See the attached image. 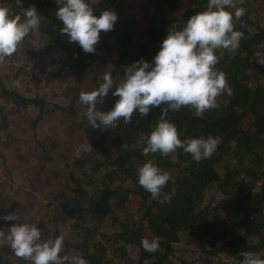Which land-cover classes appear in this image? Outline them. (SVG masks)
<instances>
[{
	"label": "trees",
	"instance_id": "trees-1",
	"mask_svg": "<svg viewBox=\"0 0 264 264\" xmlns=\"http://www.w3.org/2000/svg\"><path fill=\"white\" fill-rule=\"evenodd\" d=\"M0 3L13 13L33 6L41 16L39 30L0 60V164L7 172V158L40 156L24 168V184L42 197L24 206V190L16 188L12 197L0 196V217L28 214L42 238L63 235V252L83 255L88 264H230L242 250L264 255V0L238 3L246 10L240 18L245 26L236 25L244 32L239 48L235 54L216 52V68L226 74L232 94H221L218 107L200 115L189 107L167 115L182 140L221 137L211 157L199 162L180 149L167 156L141 155L137 140L159 118V106L143 117L134 112L129 123L118 121L113 129L91 128L78 95L98 86L105 72L118 82L134 61H151L167 27L202 10L206 0H143L139 10L147 24L141 33L132 0H92L97 14L106 8L117 15L113 28L99 33L92 53L60 33L57 0ZM19 49L23 62L17 68L11 58ZM59 67L66 69L61 102L25 90L35 79L47 84L38 70L58 72ZM116 99L110 89L98 107L107 111ZM76 138L83 140L79 149ZM147 159L170 175L162 188L172 193L166 204L137 183L136 168ZM12 223L0 218V233ZM152 236L160 240L150 253L140 241ZM0 264L31 262L16 257L0 237Z\"/></svg>",
	"mask_w": 264,
	"mask_h": 264
},
{
	"label": "clouds",
	"instance_id": "clouds-1",
	"mask_svg": "<svg viewBox=\"0 0 264 264\" xmlns=\"http://www.w3.org/2000/svg\"><path fill=\"white\" fill-rule=\"evenodd\" d=\"M19 3L20 0H17ZM55 16L61 22L60 33L67 34L69 43H77L87 53L95 51L101 31H110L117 15L111 9L98 14L92 0H57ZM241 0H206L202 10L192 12L181 22L167 27L159 48L151 61L140 58L130 64L117 82L110 72H105L102 82L91 90H81L78 95L83 107L82 116L91 128L113 129L118 121L129 123L132 114L146 116L150 107H160L159 118L147 134L137 140L142 156L159 152L161 156L177 149L190 154L199 162L211 157L220 143L219 135L194 136L180 139L169 112L189 107L197 115L218 107L217 97L231 95L226 74L216 68L220 57L217 50L235 54L244 32L237 28L245 26L240 18L245 8L238 6ZM41 16L33 6L13 13L0 3V60L12 56L18 44L30 33L39 30ZM253 31V29H249ZM222 55V53H221ZM115 85V87H113ZM117 97L111 108L102 111L98 107L108 95ZM137 183L151 198L161 204L171 199L172 193H162L170 180L167 171L159 168L152 159H147L136 168ZM13 221L7 233H0L3 242L13 254L29 260L31 264H88L80 254L63 252L64 236H49L44 239L36 223L17 221L15 213L0 217ZM160 237H143L140 246L147 252H156ZM230 264H264V255L242 250L230 260Z\"/></svg>",
	"mask_w": 264,
	"mask_h": 264
},
{
	"label": "rangeland",
	"instance_id": "rangeland-1",
	"mask_svg": "<svg viewBox=\"0 0 264 264\" xmlns=\"http://www.w3.org/2000/svg\"><path fill=\"white\" fill-rule=\"evenodd\" d=\"M132 2H134L135 9L138 10L140 9V5L143 4L142 3L143 0H132ZM132 14L137 23V31L141 33L147 24L145 14L142 13V11L140 10L136 13L132 12ZM22 62H23V56L20 53V49H19V52L11 58V63H13L14 66L18 68V65H21ZM10 68L12 72L14 67L11 66ZM28 70L32 71V68ZM96 70L98 69L96 68ZM64 71H66V69H63V67H59L58 72H53L50 70L41 72L38 70L37 72L39 74L43 73L41 75L47 79V84H44L43 80L35 79V83L32 82L28 86H25L26 87L25 90L28 89L30 91L38 90L40 94L45 93V95L43 96L44 99H47L49 95L52 94V96L55 97L56 100L61 102L63 98L62 95L58 94V92L66 85V80H65L66 72L64 73ZM25 76H27V73ZM29 78L30 77H28L27 80H29ZM49 128L52 131L56 130V126L54 124H50ZM82 142L83 140L81 138H76L73 145L74 147H77L79 149L82 145ZM37 160H41V157L40 156L37 158L32 157L28 160H21V161L16 160L15 157L7 158L4 160V162L8 164V167L6 168L9 170L7 172L4 171V167L2 166V164H0V190L3 191L0 194V196L2 198H6L7 196L12 197V195L15 193L14 192L15 189L21 187L24 190V193L22 194V198L24 199L23 200L24 206L28 205L31 207L32 204L35 203L36 199L38 198H40L42 201L41 194L30 192V190L28 191L25 188V184H24L26 181V176L28 175V173L24 171V168L26 167L30 168L34 166ZM21 209L22 208H20L19 211H21ZM18 220L23 222H28V214H24L22 218H19Z\"/></svg>",
	"mask_w": 264,
	"mask_h": 264
}]
</instances>
